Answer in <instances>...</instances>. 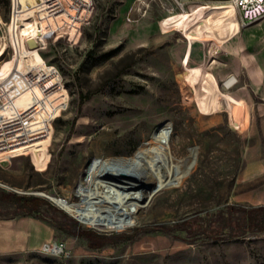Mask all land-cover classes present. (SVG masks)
<instances>
[{"label": "rangeland", "instance_id": "374dc122", "mask_svg": "<svg viewBox=\"0 0 264 264\" xmlns=\"http://www.w3.org/2000/svg\"><path fill=\"white\" fill-rule=\"evenodd\" d=\"M92 1V11L74 30L68 22L53 26L38 43L47 63L60 69L69 100L53 120L46 170H38L29 155L0 161V223L33 217L47 236L35 242L27 233L32 227L24 236L14 228L0 233V264H264V229L235 236L230 222L238 213L228 208L264 205V173L245 171V151L257 152L256 136L245 138L224 112H202L172 54L189 6L182 11L176 0ZM13 16L11 0H0V70L16 54ZM151 105L146 130L136 124L123 130L124 117H139ZM162 121L170 123L176 168L134 213L132 225L100 229L51 199L78 200L79 181L96 156L133 154L149 144L152 128ZM155 147L169 156L168 144ZM11 193L35 198L24 207ZM55 242L65 247L60 256L45 249Z\"/></svg>", "mask_w": 264, "mask_h": 264}, {"label": "bare ground", "instance_id": "6f19581e", "mask_svg": "<svg viewBox=\"0 0 264 264\" xmlns=\"http://www.w3.org/2000/svg\"><path fill=\"white\" fill-rule=\"evenodd\" d=\"M36 1L29 0L32 6H27L26 0H21L19 8L14 11L12 37L16 54L0 70V89L3 98L15 95L16 103L25 107L31 115L26 126L30 143L18 148L17 151L21 152L17 155L31 156L36 168L44 171L51 160L53 120L67 108L69 91L61 80V73L57 69H48L38 43L46 39L48 32L55 30L53 26L68 22L74 30L78 26L76 16L82 9H77V13L61 12L57 8L60 0H46L40 5ZM34 6L35 9L31 8ZM34 12L37 17L30 19ZM28 41L32 44L30 48ZM3 53L2 48L0 58ZM33 68L45 71L48 77L43 85L38 83L32 89H25L24 73ZM35 94L39 97L37 101H34ZM153 111L151 105L139 117H124L121 122L123 130L136 125L146 130ZM158 143L169 145L168 157L155 147ZM102 152L106 154L110 149ZM0 158L4 155L0 154ZM175 168L170 123L162 121L152 128L149 144H142L133 154L96 156L79 181L78 200L57 195H52L51 199L83 223L100 229L125 228L133 224L134 213L139 207H143L147 199L166 186ZM148 189L151 191L147 197ZM59 252L61 250L58 249Z\"/></svg>", "mask_w": 264, "mask_h": 264}, {"label": "crops", "instance_id": "0c3cea01", "mask_svg": "<svg viewBox=\"0 0 264 264\" xmlns=\"http://www.w3.org/2000/svg\"><path fill=\"white\" fill-rule=\"evenodd\" d=\"M196 1L192 0L180 19L183 37L172 54L202 112H224L245 138L256 136L257 144L252 147L257 152L249 147L245 151V171L258 176L264 173V153L260 151L264 146V19L243 28L234 6L209 7ZM229 74L236 76L237 83L226 89L221 82ZM39 222L33 217L3 222L0 233L14 228L24 236L32 227L27 233L40 242L47 231L44 228L39 233Z\"/></svg>", "mask_w": 264, "mask_h": 264}, {"label": "built area", "instance_id": "2783aa9c", "mask_svg": "<svg viewBox=\"0 0 264 264\" xmlns=\"http://www.w3.org/2000/svg\"><path fill=\"white\" fill-rule=\"evenodd\" d=\"M46 0H41V4ZM227 4L234 6L239 15V23L241 27L246 28L251 24L264 19V0H226ZM21 0H11L13 10L19 8ZM61 2V3H60ZM57 3V8L65 9L67 12L77 13V9L82 11L76 16V21H84L87 19L88 13L93 9L92 0H60ZM177 7L182 11H187L189 6L188 0H176ZM49 70L60 69L55 64H49L45 60ZM62 75V74H61ZM48 77L45 71L37 68L29 69L24 73L25 89H32L33 86L40 83L43 85ZM63 81V78L61 77ZM237 83V78L234 74H229L222 80L221 84L224 88L230 89ZM0 89V154L4 155L2 160H9L12 157L18 156L21 151L18 148L24 147L30 143V135L28 134V118L31 117L30 112L16 103V96L3 98ZM39 97L35 94L34 101ZM30 119V118H29ZM45 249L54 255H60L65 251V247L59 242L47 243ZM61 252L57 253V250Z\"/></svg>", "mask_w": 264, "mask_h": 264}, {"label": "trees", "instance_id": "16d2710c", "mask_svg": "<svg viewBox=\"0 0 264 264\" xmlns=\"http://www.w3.org/2000/svg\"><path fill=\"white\" fill-rule=\"evenodd\" d=\"M8 196L15 202H21L22 204H24V207H27V200L35 198L32 196H20L14 193L8 194ZM228 208H230L231 211L234 210L238 213L237 221L235 223H231L232 221L230 222V224H234V229L236 228L237 233H235V236L236 234L243 235L251 229H264V205L253 206L250 208L241 206L237 209H235L234 206L229 205Z\"/></svg>", "mask_w": 264, "mask_h": 264}]
</instances>
